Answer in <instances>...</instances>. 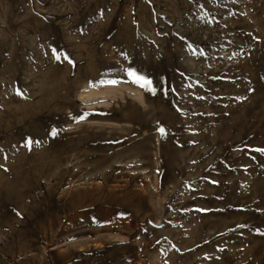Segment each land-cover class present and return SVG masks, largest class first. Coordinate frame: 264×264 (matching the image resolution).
Wrapping results in <instances>:
<instances>
[{"label":"rangeland","instance_id":"1","mask_svg":"<svg viewBox=\"0 0 264 264\" xmlns=\"http://www.w3.org/2000/svg\"><path fill=\"white\" fill-rule=\"evenodd\" d=\"M262 148L264 0H0V264H264Z\"/></svg>","mask_w":264,"mask_h":264},{"label":"snow or ice","instance_id":"2","mask_svg":"<svg viewBox=\"0 0 264 264\" xmlns=\"http://www.w3.org/2000/svg\"><path fill=\"white\" fill-rule=\"evenodd\" d=\"M52 52H53V55L56 57V59H60V55L61 53L53 48L52 49ZM67 58V57H66ZM127 74L136 82V83H139V84H142L145 88L149 89L150 91H153L155 92V86L153 84V80L151 77L149 76H145V75H141L137 72L136 69H133L131 67L127 68ZM111 83H115V81H110ZM17 91L19 92V89H17ZM74 119H83V116H77V117H74ZM165 131V129L163 127L160 128V132L163 133ZM56 134V129L53 128L52 129V135H55ZM28 143L31 144L32 141L31 139L28 140ZM258 151H264V148L262 149H258ZM213 183H215V181H213Z\"/></svg>","mask_w":264,"mask_h":264}]
</instances>
